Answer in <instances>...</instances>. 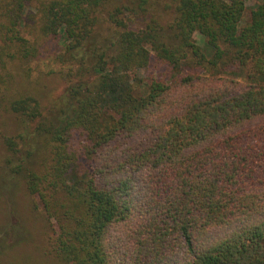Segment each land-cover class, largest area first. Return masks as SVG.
<instances>
[{"label":"trees","instance_id":"trees-1","mask_svg":"<svg viewBox=\"0 0 264 264\" xmlns=\"http://www.w3.org/2000/svg\"><path fill=\"white\" fill-rule=\"evenodd\" d=\"M247 2L0 0V151L23 142L9 117L40 123L22 181L59 264H264V0ZM47 42L68 103L50 127L25 89Z\"/></svg>","mask_w":264,"mask_h":264},{"label":"rangeland","instance_id":"rangeland-1","mask_svg":"<svg viewBox=\"0 0 264 264\" xmlns=\"http://www.w3.org/2000/svg\"><path fill=\"white\" fill-rule=\"evenodd\" d=\"M259 1L248 0L246 19L251 8ZM196 40L202 43L198 35ZM60 50L58 42H47L39 60L29 64L31 70L26 81L25 89L33 90L42 102V124L47 127L55 124L61 112L68 107L67 101L63 99L67 85L59 74L60 67L56 62ZM153 70L156 76L163 77L165 69L160 64L154 63ZM8 120L6 128L15 133L3 134H20L23 142L17 155L9 154L5 146L0 151V264H59L49 254L51 232L46 227L41 203L37 197L28 194L22 181L27 170L36 167L37 161L35 159L34 164L32 153H36L34 148L40 146L41 136L35 130L40 123L17 130L16 119L9 117Z\"/></svg>","mask_w":264,"mask_h":264}]
</instances>
